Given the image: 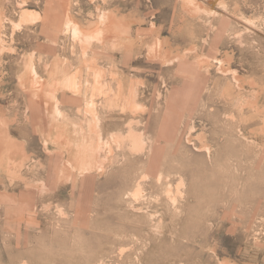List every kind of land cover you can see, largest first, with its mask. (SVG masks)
<instances>
[{
	"label": "rangeland",
	"instance_id": "374dc122",
	"mask_svg": "<svg viewBox=\"0 0 264 264\" xmlns=\"http://www.w3.org/2000/svg\"><path fill=\"white\" fill-rule=\"evenodd\" d=\"M0 264H264V0H0Z\"/></svg>",
	"mask_w": 264,
	"mask_h": 264
}]
</instances>
